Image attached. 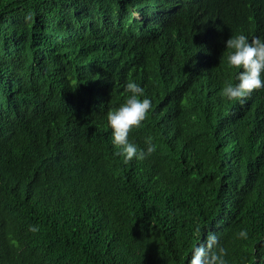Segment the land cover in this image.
Returning <instances> with one entry per match:
<instances>
[{"label": "trees", "instance_id": "obj_1", "mask_svg": "<svg viewBox=\"0 0 264 264\" xmlns=\"http://www.w3.org/2000/svg\"><path fill=\"white\" fill-rule=\"evenodd\" d=\"M239 34L264 40V0H0V264H188L209 230L264 264V88L220 95ZM129 81L156 151L125 163Z\"/></svg>", "mask_w": 264, "mask_h": 264}, {"label": "clouds", "instance_id": "obj_2", "mask_svg": "<svg viewBox=\"0 0 264 264\" xmlns=\"http://www.w3.org/2000/svg\"><path fill=\"white\" fill-rule=\"evenodd\" d=\"M30 19L31 14L26 17V20ZM226 49L229 50L228 66L241 71L236 75L238 83H226L220 95L228 101L243 102L253 91L264 88V40L259 37L249 40L244 34H239L226 41ZM125 91L130 95L118 108L107 112V123L111 129L112 144L118 149L114 155L123 157L127 163L133 158L143 160L150 157L156 151V145L152 137L146 138L145 148L129 141V133L147 119L152 103L144 97V89L135 82H127ZM66 189L72 191L69 186ZM28 230L35 233L39 227L29 225ZM196 231L199 233L200 229ZM238 236L247 239V230H241ZM226 255L227 250L221 245L218 235L209 230L192 247L188 264H226Z\"/></svg>", "mask_w": 264, "mask_h": 264}]
</instances>
